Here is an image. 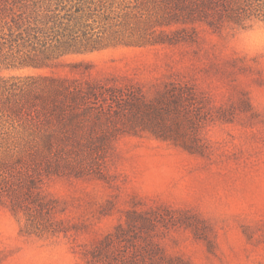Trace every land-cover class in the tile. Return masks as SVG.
Returning <instances> with one entry per match:
<instances>
[{
    "label": "rangeland",
    "instance_id": "1",
    "mask_svg": "<svg viewBox=\"0 0 264 264\" xmlns=\"http://www.w3.org/2000/svg\"><path fill=\"white\" fill-rule=\"evenodd\" d=\"M132 1L151 23L167 11ZM11 5L0 0V264H264V15L157 25L187 36L7 68L22 48L2 26ZM37 75L117 98L65 126L62 153L36 155L9 127L20 114L46 120L49 82ZM167 105L164 125L142 115Z\"/></svg>",
    "mask_w": 264,
    "mask_h": 264
},
{
    "label": "trees",
    "instance_id": "2",
    "mask_svg": "<svg viewBox=\"0 0 264 264\" xmlns=\"http://www.w3.org/2000/svg\"><path fill=\"white\" fill-rule=\"evenodd\" d=\"M162 3L166 13L151 23L152 15L142 19L139 4L135 7L132 0H13L10 8L1 9L2 26L8 28L9 34H15L14 40L22 48L3 64L7 68L50 67L69 54L121 43H176L187 36L181 31L170 35L165 29L155 35L157 25L169 27L203 21L220 28L226 22L243 25L246 20L264 15V0H162ZM31 79L48 80V96L43 100L49 103V114L45 121L33 115L11 116L9 129L15 132L13 137L17 135L18 140L21 139L36 155L62 153L72 140L65 126L99 118L93 106L95 101L117 98L115 91L107 92L105 88L90 84L84 88L76 81L47 75L31 76ZM182 99L183 93L175 97V107ZM141 112L148 119L153 117L156 123L164 125L162 121L172 109L170 105L164 110L147 106ZM30 187H36V181H31ZM22 195L24 193L20 191L14 195L16 212L23 206Z\"/></svg>",
    "mask_w": 264,
    "mask_h": 264
}]
</instances>
